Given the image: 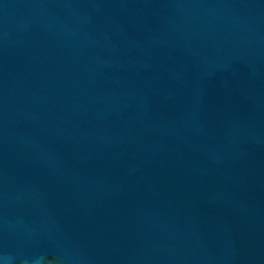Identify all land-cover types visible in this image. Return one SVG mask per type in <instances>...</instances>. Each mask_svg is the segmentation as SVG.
Returning a JSON list of instances; mask_svg holds the SVG:
<instances>
[{
	"label": "water",
	"instance_id": "1",
	"mask_svg": "<svg viewBox=\"0 0 264 264\" xmlns=\"http://www.w3.org/2000/svg\"><path fill=\"white\" fill-rule=\"evenodd\" d=\"M0 264H264V0H0Z\"/></svg>",
	"mask_w": 264,
	"mask_h": 264
}]
</instances>
